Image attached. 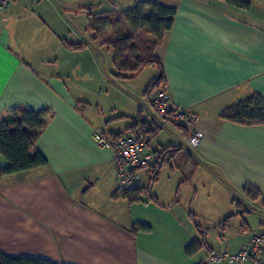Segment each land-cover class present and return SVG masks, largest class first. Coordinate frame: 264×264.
<instances>
[{
    "label": "crops",
    "instance_id": "obj_1",
    "mask_svg": "<svg viewBox=\"0 0 264 264\" xmlns=\"http://www.w3.org/2000/svg\"><path fill=\"white\" fill-rule=\"evenodd\" d=\"M139 1L177 10L155 56L162 87L199 116L205 137L195 156L182 146L190 129L154 120L151 94L137 82L148 66L132 78L117 77L115 65L105 71L106 46L89 28V16L121 14ZM248 1L12 0L0 11V121L17 108L51 110L36 142L48 164L0 180L2 253L57 264H214L210 252L247 246L264 226V124L221 114L264 96V0ZM150 66L154 79L159 68ZM138 115L158 132L146 138L148 197L136 198L116 193L113 152L92 131L131 133ZM166 148L174 152L164 159ZM193 240L201 247L190 255Z\"/></svg>",
    "mask_w": 264,
    "mask_h": 264
},
{
    "label": "trees",
    "instance_id": "obj_2",
    "mask_svg": "<svg viewBox=\"0 0 264 264\" xmlns=\"http://www.w3.org/2000/svg\"><path fill=\"white\" fill-rule=\"evenodd\" d=\"M227 1L236 6H247L249 4L248 0ZM176 14L177 10L174 7L154 2L139 1L133 9L121 14L113 13L89 16V28L93 32L95 40L102 39V45L113 50L117 77L132 78L138 75L146 66H158L159 72L156 78L150 82L145 92V94H151L155 88L162 87L165 79L162 62L155 56V49L163 42L165 34L173 27ZM114 28H124L129 33L121 40L113 39L112 37L104 39V36ZM142 30L145 31V34L154 38V40L144 44V56H128L126 57L127 59H124L120 47L125 42H128L130 35ZM124 39L127 40L123 43ZM71 48L80 49L82 45L71 46ZM50 114L51 110L49 109L35 111L17 108L2 118L0 121V153L6 158L7 162L0 165V180L6 175L48 164V160L44 154L36 149V142L45 129L47 118ZM221 118L237 123L264 124V96L252 94L238 101L233 106L227 108L221 114ZM130 130L132 133L144 138L154 136L158 132L157 126L153 122L144 120L141 115L133 118ZM121 134H115L114 136ZM173 152L174 149L166 148L163 150L162 156L164 159L167 156L171 157ZM189 153L195 156L194 152L189 151ZM155 173L157 175L158 171H155ZM258 193L255 190V194L258 195ZM133 194L138 198L140 192L130 195ZM139 227L146 230L150 229L145 224H140ZM200 247L201 243L198 240H193L187 245L186 252L190 255L195 254L199 251ZM0 264L57 263L42 258L13 257L0 251Z\"/></svg>",
    "mask_w": 264,
    "mask_h": 264
},
{
    "label": "built area",
    "instance_id": "obj_3",
    "mask_svg": "<svg viewBox=\"0 0 264 264\" xmlns=\"http://www.w3.org/2000/svg\"><path fill=\"white\" fill-rule=\"evenodd\" d=\"M12 0H0V11H6ZM142 109H145L142 106ZM150 112H154L162 122H157L160 128L179 124L190 129L188 142L192 150H195L204 139V132L197 127L199 116L189 109L178 107L167 88H155L151 93ZM170 128V127H169ZM95 143L106 149H110L114 156V179L116 193L132 194L148 191L142 172L150 170L153 166L152 154L147 153L148 139L135 133H123L111 136L103 128L95 127L92 131ZM209 260L214 264H241L252 261L253 264H264V226L258 227L250 234V239L245 248L236 253L210 252Z\"/></svg>",
    "mask_w": 264,
    "mask_h": 264
},
{
    "label": "rangeland",
    "instance_id": "obj_4",
    "mask_svg": "<svg viewBox=\"0 0 264 264\" xmlns=\"http://www.w3.org/2000/svg\"><path fill=\"white\" fill-rule=\"evenodd\" d=\"M128 33H129L128 30L124 28H121V29L114 28V29H111V31H109L106 36H104V39L112 37L113 39L121 40L123 37L128 35ZM125 40L127 39H124L122 42L124 43ZM153 40L154 38L148 36L147 34H145V31L142 30V31L134 33L133 35H130V37L128 38V42H125L124 45H122L121 47L119 46V47H120V50L122 51L124 59L128 56L142 57L144 56V51H143L144 44L146 42L153 41ZM101 41L103 40L101 39ZM100 51H101L100 53L104 57V69L105 71H108V70L110 71V69L114 67L113 50L111 48L109 49V47H103L101 48ZM156 70H157L156 67L148 66L138 76L137 82L139 83L141 94L145 91V89L147 90L148 86L150 85V82L155 76ZM139 99H140V96H139ZM233 224L235 225L236 221H233L232 225ZM225 242L226 241H224V243Z\"/></svg>",
    "mask_w": 264,
    "mask_h": 264
},
{
    "label": "water",
    "instance_id": "obj_5",
    "mask_svg": "<svg viewBox=\"0 0 264 264\" xmlns=\"http://www.w3.org/2000/svg\"><path fill=\"white\" fill-rule=\"evenodd\" d=\"M151 114L153 115V118H154L155 121H157L159 123L162 122V119L157 114H155L154 112H152ZM166 129L171 130L168 126L166 127ZM182 146L185 149H187L188 151L194 152L186 142H182ZM252 209L255 210V211H258L255 208H252Z\"/></svg>",
    "mask_w": 264,
    "mask_h": 264
}]
</instances>
